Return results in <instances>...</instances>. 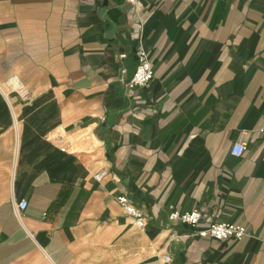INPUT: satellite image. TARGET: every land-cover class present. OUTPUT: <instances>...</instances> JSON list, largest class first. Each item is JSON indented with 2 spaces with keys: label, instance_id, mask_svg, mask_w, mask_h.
<instances>
[{
  "label": "crops",
  "instance_id": "crops-1",
  "mask_svg": "<svg viewBox=\"0 0 264 264\" xmlns=\"http://www.w3.org/2000/svg\"><path fill=\"white\" fill-rule=\"evenodd\" d=\"M138 45L153 79L130 89ZM11 77L28 97L0 91V264H264V0H0ZM226 222L249 235H194Z\"/></svg>",
  "mask_w": 264,
  "mask_h": 264
},
{
  "label": "built area",
  "instance_id": "built-area-1",
  "mask_svg": "<svg viewBox=\"0 0 264 264\" xmlns=\"http://www.w3.org/2000/svg\"><path fill=\"white\" fill-rule=\"evenodd\" d=\"M125 3L135 5L137 0H123ZM136 56V66L133 74L130 78L126 79L127 69L125 67L120 70V80L130 89L134 88H144L146 87L151 80L153 79V70L151 67L150 59L147 52L138 45L135 50ZM121 59L125 58V55L119 56ZM14 77L9 78L7 81V87L10 89L9 82L13 81ZM17 80V79H16ZM17 89L20 96L25 99L28 97V92L26 88L17 80ZM263 132L264 130H260ZM245 144L242 141L235 142L231 149L230 155L235 158H240L245 152ZM108 176V173L104 170L98 172L94 176L95 181H101ZM113 179H116V176L112 175ZM118 205L122 208L124 214L128 216L133 226L136 228L142 229L145 223V215L141 209L135 207L130 199L126 195H119L116 198ZM13 208L15 213L18 214L24 211L27 208V200L22 199L18 202L12 201ZM201 219V212L198 209H192L187 212H180L175 209L174 206H169L168 220L172 224H184L191 228H198L199 221ZM195 236L207 237L215 241H224L227 239H233L240 241L243 238L249 235L248 230L245 226L236 224V223H212L204 228L196 230L194 233ZM162 264H169L171 262V257L169 255L161 256ZM213 264H224V263H213Z\"/></svg>",
  "mask_w": 264,
  "mask_h": 264
},
{
  "label": "bare ground",
  "instance_id": "bare-ground-1",
  "mask_svg": "<svg viewBox=\"0 0 264 264\" xmlns=\"http://www.w3.org/2000/svg\"><path fill=\"white\" fill-rule=\"evenodd\" d=\"M9 85H10V92L9 93L3 91L0 88V91H1L2 95L5 96L8 99V101H9V95L15 94L20 99V101H22L23 98L20 96V94L18 92V89H17V80L14 79L13 81L9 82Z\"/></svg>",
  "mask_w": 264,
  "mask_h": 264
}]
</instances>
